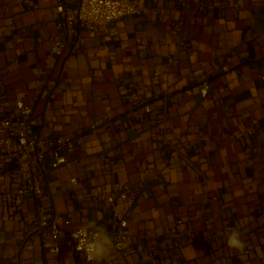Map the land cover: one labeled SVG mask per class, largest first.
I'll use <instances>...</instances> for the list:
<instances>
[{
	"label": "crops",
	"instance_id": "crops-1",
	"mask_svg": "<svg viewBox=\"0 0 264 264\" xmlns=\"http://www.w3.org/2000/svg\"><path fill=\"white\" fill-rule=\"evenodd\" d=\"M186 1L161 0L109 33L83 30L76 47L55 55V0H0V119L22 100L34 107L36 132L77 146L48 172L40 198L20 210L0 202V264H89L63 243L48 249L52 228L44 238L30 227L35 208L61 215L60 235L93 221L109 235L105 199L126 182L142 187L130 248L99 264H264V0ZM205 79L211 89L201 97ZM127 88L176 99L127 126ZM248 127L255 133L238 138ZM102 156L115 160L111 172ZM228 223L242 251L228 247L231 231L208 237Z\"/></svg>",
	"mask_w": 264,
	"mask_h": 264
},
{
	"label": "built area",
	"instance_id": "built-area-1",
	"mask_svg": "<svg viewBox=\"0 0 264 264\" xmlns=\"http://www.w3.org/2000/svg\"><path fill=\"white\" fill-rule=\"evenodd\" d=\"M159 1L161 0H55L56 30L50 37L51 51L55 55H62L66 50L76 47L81 31L109 33L118 19L126 15L145 14L152 4ZM180 2L183 6L187 5L186 0ZM172 32L178 35L180 43L184 44L182 34L176 29ZM174 61L173 56L169 57L165 64L155 67L154 75L158 77ZM228 68L227 65L223 66L224 71ZM210 89L211 83L205 79L199 84L198 94L206 97ZM188 92L192 93V90ZM3 94L4 88L1 85L0 98ZM123 99L128 105L125 125L135 126L145 123L153 116L162 115L169 100L173 101L176 97L164 94L146 99L137 90L127 88ZM15 105L14 115H4L0 119V202L20 210L26 206L28 198H40L44 194L43 180L48 172L71 161L77 146L72 139L65 136L51 137L46 133L36 132L34 127L38 120L34 116L33 105L22 100L16 101ZM254 133V129L248 127L238 138L243 139ZM100 161L104 172H111L115 160L102 156ZM70 181L73 184L78 183L77 177H72ZM7 183L11 187L4 186ZM141 189L140 183H116L113 192L105 199L110 213L108 236L112 238L113 246L110 254L99 263L112 255H123L129 250V221ZM61 219L58 213L37 206L30 227L33 232L44 238H47L46 228H52L56 244L48 247L50 251L59 252L63 243L67 248L82 253L85 257L83 251L76 250L77 241L72 237V233L80 226L71 229L66 235H60L58 225ZM233 229L234 225L228 223L224 230L209 233L208 237L214 238ZM182 231L189 235L193 233L192 229L188 228ZM171 233L177 235L180 232L177 227H173Z\"/></svg>",
	"mask_w": 264,
	"mask_h": 264
},
{
	"label": "clouds",
	"instance_id": "clouds-1",
	"mask_svg": "<svg viewBox=\"0 0 264 264\" xmlns=\"http://www.w3.org/2000/svg\"><path fill=\"white\" fill-rule=\"evenodd\" d=\"M73 239L77 241L76 250L83 251L89 264H99L111 252L113 242L112 238L107 235L102 225H96L90 222L81 225L72 233ZM229 248L243 250L244 241L241 239L238 230H232L227 238Z\"/></svg>",
	"mask_w": 264,
	"mask_h": 264
}]
</instances>
